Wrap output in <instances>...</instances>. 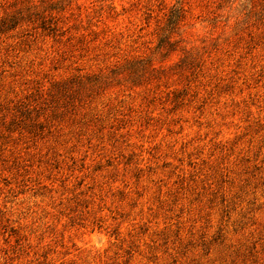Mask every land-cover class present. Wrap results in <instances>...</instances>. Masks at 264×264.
Listing matches in <instances>:
<instances>
[{
    "label": "rangeland",
    "instance_id": "obj_1",
    "mask_svg": "<svg viewBox=\"0 0 264 264\" xmlns=\"http://www.w3.org/2000/svg\"><path fill=\"white\" fill-rule=\"evenodd\" d=\"M0 264H264V0H0Z\"/></svg>",
    "mask_w": 264,
    "mask_h": 264
},
{
    "label": "trees",
    "instance_id": "obj_2",
    "mask_svg": "<svg viewBox=\"0 0 264 264\" xmlns=\"http://www.w3.org/2000/svg\"><path fill=\"white\" fill-rule=\"evenodd\" d=\"M179 18H180V12L178 9H173L170 11L166 25L168 27V30L173 29L178 24Z\"/></svg>",
    "mask_w": 264,
    "mask_h": 264
}]
</instances>
